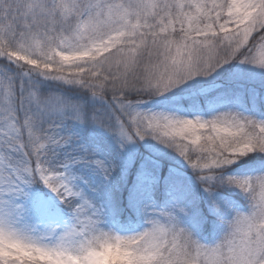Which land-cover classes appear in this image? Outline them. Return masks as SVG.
<instances>
[{
    "label": "snow or ice",
    "instance_id": "1",
    "mask_svg": "<svg viewBox=\"0 0 264 264\" xmlns=\"http://www.w3.org/2000/svg\"><path fill=\"white\" fill-rule=\"evenodd\" d=\"M234 60L264 72V0H0V264H100L117 249L124 264H264V114L145 108ZM87 128L121 150L155 140L210 196L234 188L247 207L213 199L211 243L178 203L121 234L76 171H113L80 143ZM242 160L259 164L227 174Z\"/></svg>",
    "mask_w": 264,
    "mask_h": 264
},
{
    "label": "rangeland",
    "instance_id": "2",
    "mask_svg": "<svg viewBox=\"0 0 264 264\" xmlns=\"http://www.w3.org/2000/svg\"><path fill=\"white\" fill-rule=\"evenodd\" d=\"M223 78L224 80L226 78V81L231 80L242 89L234 94H220L210 99L205 107L197 106L206 118L210 116L211 110H242L258 118L264 114V72L252 66L242 65L235 60L217 69L210 76L197 77L189 81L174 92L192 91L189 89L200 84L215 85L221 83ZM173 105L177 104L165 103L158 99L145 105V108L160 111ZM80 137L81 144L89 150H96L99 158L104 159L113 168L108 179H105L93 167L80 166L76 171L84 177L90 188L96 190L95 192L89 191V195L105 206L109 226H114V230L120 231L121 234L143 229L146 218L143 209L146 206H151L149 210L154 208L159 211L178 203L187 213L181 216L184 226L193 231L197 238H199L200 216L196 215H200L198 211H204L212 218V222H215L212 233L217 234L216 239H218L223 224L212 211L213 199L221 202L227 201L241 209L247 207L245 197L234 188L231 190L226 186L217 187L214 197L210 196L201 186L197 173L176 152L155 140L145 139L139 143L129 144L126 149L121 150L116 141L100 129L80 130ZM137 152L140 153L137 155ZM162 159L170 163L165 165L166 162ZM250 170L240 174L229 172L227 174L244 175ZM181 182L186 183L185 186L179 188ZM35 191L45 199L55 200L54 194L47 188L37 186ZM223 191H227L230 195L232 193L229 191L237 192L243 202L238 203L228 194H223ZM161 198L168 200L166 206L165 204L164 206L159 205ZM126 212L132 219L123 223L122 216ZM201 241L206 242L203 238Z\"/></svg>",
    "mask_w": 264,
    "mask_h": 264
},
{
    "label": "trees",
    "instance_id": "3",
    "mask_svg": "<svg viewBox=\"0 0 264 264\" xmlns=\"http://www.w3.org/2000/svg\"><path fill=\"white\" fill-rule=\"evenodd\" d=\"M237 62V61H236ZM242 87L239 85H235L234 82L230 81H226V78L224 80L221 81V83H217L215 85H196L195 87L189 89L192 91H185V92H174L172 93L171 96V100H163V98H160V100H162V102L165 103H176L180 106H183L185 108H192V106H205L206 103L212 99L217 97L220 94H234L237 91L239 92V90H241ZM264 111V110H263ZM140 148V147H139ZM139 150V149H138ZM141 151H143L140 148ZM140 152H137V155ZM163 162H166L165 159H162ZM167 163L170 162H166L165 165ZM259 162H254V163H249L246 162L244 160H242L238 165L233 166L231 169L228 170L229 173L231 174H240V173H244L250 169H254L258 166ZM174 179H176L174 177ZM186 182H181L180 185L178 186L179 188H182L183 186H185ZM227 187V186H226ZM229 187H227L228 189ZM231 190H234L232 188H229ZM232 193V195H230V193H228L227 191H223V194H228L229 197H232L233 199H235L238 203L243 202L242 198L239 194H237V192L234 191H229ZM246 201V200H244ZM168 202L167 199L165 198H161V200H159V205H163L165 204V206L167 205L166 203ZM200 213V215H196V216H200L199 219V238L202 240H205L206 242H213L216 237L217 234L212 233L213 229H214V225L215 222H212V218L205 213L204 211H198ZM122 219L124 222H127L128 220L132 219V217L130 215H128V213H124L122 216ZM221 223V222H220ZM197 226V225H196Z\"/></svg>",
    "mask_w": 264,
    "mask_h": 264
},
{
    "label": "clouds",
    "instance_id": "4",
    "mask_svg": "<svg viewBox=\"0 0 264 264\" xmlns=\"http://www.w3.org/2000/svg\"><path fill=\"white\" fill-rule=\"evenodd\" d=\"M126 255V253H122L118 249L110 250L100 264H124Z\"/></svg>",
    "mask_w": 264,
    "mask_h": 264
}]
</instances>
